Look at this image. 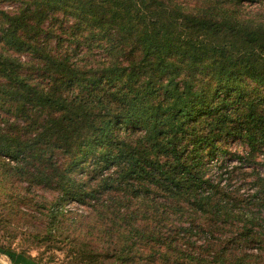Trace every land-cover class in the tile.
<instances>
[{"label":"trees","instance_id":"1","mask_svg":"<svg viewBox=\"0 0 264 264\" xmlns=\"http://www.w3.org/2000/svg\"><path fill=\"white\" fill-rule=\"evenodd\" d=\"M0 109V226L80 231L89 263L264 264V0H0Z\"/></svg>","mask_w":264,"mask_h":264},{"label":"rangeland","instance_id":"2","mask_svg":"<svg viewBox=\"0 0 264 264\" xmlns=\"http://www.w3.org/2000/svg\"><path fill=\"white\" fill-rule=\"evenodd\" d=\"M3 4V3H2ZM14 4L7 3L3 4L4 8H11ZM2 6V7H3ZM96 52L101 51V49H95ZM23 59V57H22ZM251 87H255L257 84L255 82L248 81ZM11 115L9 121L14 122L15 118L12 117V114L5 112L0 109V126H3L2 119H6ZM20 121V120H19ZM21 123V122H20ZM226 146L225 149L229 151L239 150V152L249 150L247 144H244L240 138H230L225 139ZM223 140L222 143L225 141ZM210 155L206 158V166H208V174L213 179H217L216 174L218 173L217 167L220 165H224L223 170L228 167V165L238 164V160L231 156L228 152H224L221 150L210 151ZM260 160V164L258 166L263 170L264 169V152L258 158ZM87 163V160L84 162ZM113 166L112 168H114ZM83 166L81 169L77 171V177L80 179L90 180L91 173L86 172ZM106 171V170H105ZM104 171V174L106 172ZM95 181H91L89 184H94ZM95 200V199H94ZM91 200L92 203L95 201ZM91 203H84L79 201L76 198H67L65 202L62 204V210L66 214L67 217H73L75 215H87L91 211ZM40 216L32 220L31 222H22L19 219H14L9 222V225L5 227L0 226V244H4L5 246H11L15 249L12 251V256L16 258L15 263L18 264H111L113 263V259H106L101 255H98V259L96 262L89 263L88 260L84 258V261H81V258L76 259V248H74L75 242L73 240H81L83 237L77 236V234H83L80 231H75L72 229L70 231L69 227H64L62 232L63 235L58 232V228L60 227L58 224L54 227L53 236L51 240L48 239H38L35 237L37 235L43 236L46 231L43 227V220L38 219ZM9 219H3L11 221V215L7 216ZM70 223V221L68 222ZM67 223V224H68ZM100 249V248H99ZM103 253L104 249L99 250ZM22 252H27L31 256L35 258L36 261L29 259L27 256L22 254ZM7 256L13 263L11 256L8 254H3ZM119 264V263H118Z\"/></svg>","mask_w":264,"mask_h":264},{"label":"crops","instance_id":"3","mask_svg":"<svg viewBox=\"0 0 264 264\" xmlns=\"http://www.w3.org/2000/svg\"><path fill=\"white\" fill-rule=\"evenodd\" d=\"M0 264H14L12 261L5 255L0 254Z\"/></svg>","mask_w":264,"mask_h":264}]
</instances>
